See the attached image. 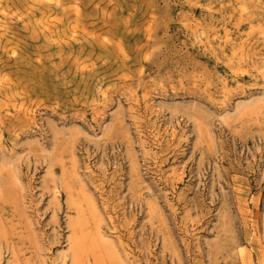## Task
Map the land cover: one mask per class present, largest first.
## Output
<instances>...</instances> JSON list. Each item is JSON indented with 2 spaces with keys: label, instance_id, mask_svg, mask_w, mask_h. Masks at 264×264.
Instances as JSON below:
<instances>
[{
  "label": "rangeland",
  "instance_id": "rangeland-1",
  "mask_svg": "<svg viewBox=\"0 0 264 264\" xmlns=\"http://www.w3.org/2000/svg\"><path fill=\"white\" fill-rule=\"evenodd\" d=\"M0 264H264V0H0Z\"/></svg>",
  "mask_w": 264,
  "mask_h": 264
}]
</instances>
